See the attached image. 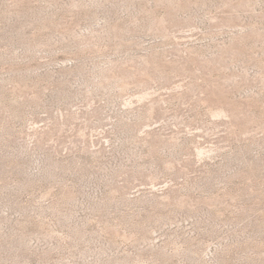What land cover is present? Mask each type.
Masks as SVG:
<instances>
[{
  "label": "rangeland",
  "instance_id": "1",
  "mask_svg": "<svg viewBox=\"0 0 264 264\" xmlns=\"http://www.w3.org/2000/svg\"><path fill=\"white\" fill-rule=\"evenodd\" d=\"M0 264H264V0H0Z\"/></svg>",
  "mask_w": 264,
  "mask_h": 264
}]
</instances>
